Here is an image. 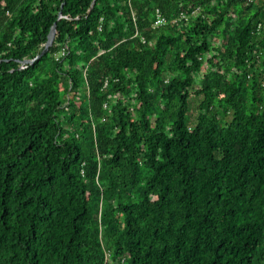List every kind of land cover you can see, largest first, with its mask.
I'll list each match as a JSON object with an SVG mask.
<instances>
[{"label":"trees","instance_id":"16d2710c","mask_svg":"<svg viewBox=\"0 0 264 264\" xmlns=\"http://www.w3.org/2000/svg\"><path fill=\"white\" fill-rule=\"evenodd\" d=\"M0 264H264V0H0Z\"/></svg>","mask_w":264,"mask_h":264},{"label":"water","instance_id":"95a60500","mask_svg":"<svg viewBox=\"0 0 264 264\" xmlns=\"http://www.w3.org/2000/svg\"><path fill=\"white\" fill-rule=\"evenodd\" d=\"M53 37H54V26H52L51 31H50V33L48 35L47 41H46V43L44 45V48L41 50V52L38 55H36L34 58L23 60L22 62L32 63L34 60L38 59L41 55L46 53L48 48H49V46L51 45V43L53 41Z\"/></svg>","mask_w":264,"mask_h":264},{"label":"built area","instance_id":"2783aa9c","mask_svg":"<svg viewBox=\"0 0 264 264\" xmlns=\"http://www.w3.org/2000/svg\"><path fill=\"white\" fill-rule=\"evenodd\" d=\"M165 22V18L161 15L160 11L158 9L155 10V19L153 22L154 26H160ZM260 25H257V29Z\"/></svg>","mask_w":264,"mask_h":264}]
</instances>
